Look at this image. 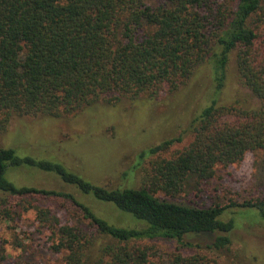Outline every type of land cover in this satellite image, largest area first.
Returning <instances> with one entry per match:
<instances>
[{"label": "trees", "instance_id": "1", "mask_svg": "<svg viewBox=\"0 0 264 264\" xmlns=\"http://www.w3.org/2000/svg\"><path fill=\"white\" fill-rule=\"evenodd\" d=\"M155 1L0 0V134L13 116L61 118L124 97L155 99L200 67L208 69L214 92L190 122L189 146L170 154L182 136L141 154L135 171L148 160L150 167L140 187L96 186L61 166L0 148L1 192L64 198L80 212L76 223L62 224L50 210L38 211L63 264H212L214 253L232 244L237 223L226 219L229 209L264 221L260 196L210 207L175 200L200 194L218 166L238 164L248 153L255 157L256 186L264 187V0ZM233 56L258 107L223 103ZM28 162L113 205L131 217V226L109 222L73 194L17 188L6 180L9 168ZM159 243L176 244V251Z\"/></svg>", "mask_w": 264, "mask_h": 264}, {"label": "rangeland", "instance_id": "2", "mask_svg": "<svg viewBox=\"0 0 264 264\" xmlns=\"http://www.w3.org/2000/svg\"><path fill=\"white\" fill-rule=\"evenodd\" d=\"M156 3L155 0H153ZM205 67L174 91L166 87L155 99L126 97L115 104L96 103L81 113L61 118L13 116L0 134V148L12 149L17 157L35 163L48 162L73 173L96 186H142L144 170L140 156L165 140L182 137L183 141L170 154L182 151L193 140L187 132L192 119L210 103L214 96ZM209 85V86H208ZM207 86V87H206ZM223 103L258 107L259 99L242 83L232 57ZM168 156V155H167ZM255 157L248 153L244 160L228 167L218 166L213 179L204 184L200 194L185 193L175 200L200 207L226 204L243 197H264V187L255 183ZM5 178L17 188L63 191L93 209L109 222L131 226L132 219L113 205L96 201L68 184L55 170L42 169L32 163L8 169ZM40 209H48L62 224L80 219L77 207L64 198L30 195L15 197L0 191V264H63L56 254L49 223L38 217ZM237 223L228 250L215 252L217 264H264V221L257 214L238 208L228 210L226 219ZM168 251L176 244L159 243ZM185 255L193 253L183 251ZM211 257H216L212 256Z\"/></svg>", "mask_w": 264, "mask_h": 264}]
</instances>
